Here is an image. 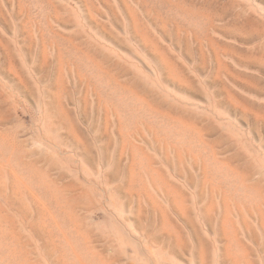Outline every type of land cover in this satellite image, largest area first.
I'll return each instance as SVG.
<instances>
[{"label":"rangeland","instance_id":"rangeland-1","mask_svg":"<svg viewBox=\"0 0 264 264\" xmlns=\"http://www.w3.org/2000/svg\"><path fill=\"white\" fill-rule=\"evenodd\" d=\"M0 264H264V0H0Z\"/></svg>","mask_w":264,"mask_h":264}]
</instances>
